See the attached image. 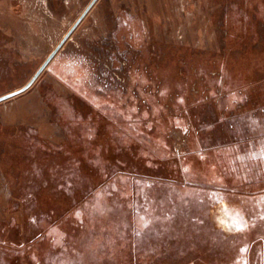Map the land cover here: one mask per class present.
I'll return each instance as SVG.
<instances>
[{
  "label": "rangeland",
  "instance_id": "rangeland-1",
  "mask_svg": "<svg viewBox=\"0 0 264 264\" xmlns=\"http://www.w3.org/2000/svg\"><path fill=\"white\" fill-rule=\"evenodd\" d=\"M90 1L0 0V95ZM0 264H264V0H96L0 102Z\"/></svg>",
  "mask_w": 264,
  "mask_h": 264
},
{
  "label": "water",
  "instance_id": "water-1",
  "mask_svg": "<svg viewBox=\"0 0 264 264\" xmlns=\"http://www.w3.org/2000/svg\"><path fill=\"white\" fill-rule=\"evenodd\" d=\"M96 0H91L90 3L86 6V8L84 9V11L81 13V15L77 18V20L75 21V23L73 24V26L70 28V30L68 31L67 34H65V36L62 38V40L59 42V44L55 47V49L50 53V55L44 60V62L39 66V68L35 71V73L32 75V77L29 79V81L27 83H25L23 86H21L18 89H15L13 91L7 92L5 94L0 95V102L3 100H6L8 98H11L23 91H25L34 81L35 79L38 77V75L41 73V71L45 68V66L47 65V63L49 62V60L51 59V57L56 53V51L61 47V45L63 44V42L65 41V39L69 36V34L72 32V30L77 26V24L81 21V19L85 16V14L87 13V11L91 8V6L93 5V3Z\"/></svg>",
  "mask_w": 264,
  "mask_h": 264
},
{
  "label": "trees",
  "instance_id": "trees-1",
  "mask_svg": "<svg viewBox=\"0 0 264 264\" xmlns=\"http://www.w3.org/2000/svg\"><path fill=\"white\" fill-rule=\"evenodd\" d=\"M71 216V215H70ZM67 218H69V216H67ZM60 224V225H59ZM58 225H59V229L61 230V229H63V225H62V223H59ZM62 227V228H61ZM65 231H66V229H64ZM39 235V234H38Z\"/></svg>",
  "mask_w": 264,
  "mask_h": 264
},
{
  "label": "flooded vegetation",
  "instance_id": "flooded-vegetation-1",
  "mask_svg": "<svg viewBox=\"0 0 264 264\" xmlns=\"http://www.w3.org/2000/svg\"><path fill=\"white\" fill-rule=\"evenodd\" d=\"M48 64V63H47Z\"/></svg>",
  "mask_w": 264,
  "mask_h": 264
}]
</instances>
